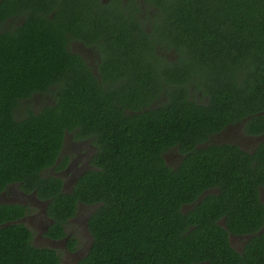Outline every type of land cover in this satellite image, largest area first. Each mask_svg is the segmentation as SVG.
<instances>
[{"label": "trees", "instance_id": "1", "mask_svg": "<svg viewBox=\"0 0 264 264\" xmlns=\"http://www.w3.org/2000/svg\"><path fill=\"white\" fill-rule=\"evenodd\" d=\"M29 1L25 23L0 31V190L17 182L50 197L52 237L65 235L63 224L78 203L98 204L87 220L91 244L75 264H264V207L258 199L264 140L252 153L209 140L228 122L245 118L247 132L264 131V0L111 2L137 10L148 5L153 13L150 30L133 32L128 21L121 28L116 22L123 42L115 51L167 47L176 55L167 71L166 101L153 111L141 110L144 88L120 91L124 100L117 107L111 92L91 87L87 77L64 78L54 104L40 108L39 93L71 63L58 41L67 31L73 35L71 10L93 4L99 14L107 5ZM7 2L0 0V18ZM97 16L103 17L100 25L113 21ZM155 93H162L160 85ZM203 98L206 104L197 100ZM66 131L99 139V169L80 175L71 192L41 175L56 162ZM169 150L183 156L176 169L162 156ZM209 187L219 192L204 195ZM195 201L188 210L182 207ZM20 215L19 205L0 204V264H64L55 249L33 245L24 224H7ZM222 216L225 226L217 222ZM229 234L252 235L237 251ZM75 241L71 237L69 247Z\"/></svg>", "mask_w": 264, "mask_h": 264}, {"label": "flooded vegetation", "instance_id": "2", "mask_svg": "<svg viewBox=\"0 0 264 264\" xmlns=\"http://www.w3.org/2000/svg\"><path fill=\"white\" fill-rule=\"evenodd\" d=\"M115 1L100 0L107 7H100L99 14H96L98 11L93 4H82L75 7L73 11L71 10L72 21L70 23L73 28V35L67 31L65 37L58 40L61 43V48L65 49L66 53L72 55L71 63L66 74L60 75L58 82H52L43 92L39 93L40 108L47 104H54V93L68 82V79H64L66 77L69 78V81H73L79 77H87L91 83V87L95 86V88H100L104 92L110 91L112 94V105L117 107L121 106L120 102L124 100V98L121 99L123 93H120V91H135L142 88H144V91L148 95L146 96V102L141 104L142 111L149 109L151 111L157 110L166 101L167 97L164 94V88L169 82L167 81V71L170 67H173L176 59V55L173 52L169 53L163 49L161 52L144 53L141 51V48L140 51H131L129 53L115 51L116 46L120 45L123 39L116 34L119 31H115L114 26L118 23L119 28H121L122 24H125L123 21H128V24L133 27V32H137L138 28H147V30H150L153 17V13L151 12L152 7L148 5L144 7L137 5V10L131 5L127 6L123 4L117 6V4H111V2ZM7 3L8 10L6 16L0 18V31H15L25 23L26 16L30 12V7L28 6L27 8L26 3H30V1L21 0L20 3L19 0H8ZM150 8L151 11H149ZM53 13L51 11L49 16H53ZM97 15H103L104 18L109 17L113 21L107 23L110 26H105L104 23L100 25L99 22L102 21L103 17H98ZM61 16L65 17L63 14ZM109 27H114V29L109 31ZM158 85L162 87V93L156 95L155 92L158 89ZM197 100L203 104L207 103V98ZM123 112L132 113L131 110L127 111L126 109H123ZM245 120L246 118L241 121L228 122L221 131L214 134L209 140L219 143H222L220 140L231 141L242 150L252 153L257 149L259 143L264 140V131L261 133L247 132ZM98 140L97 135L94 134H90L87 137H80L72 132L66 131L56 162L44 168L41 171V175L43 177H52L60 180L61 190L63 192H71L80 175L86 171L99 169L96 164V155L99 151ZM162 156L166 165L171 169L178 168L183 157L181 154L171 150L164 152ZM218 192V188L209 187L206 188L204 195ZM49 199L50 197L39 196L36 193V189L31 191L22 189L20 183L17 182L8 183L0 190V204H17L22 210V215L9 223L16 222L24 224L31 231L33 245L55 249L62 263L75 264L87 253L91 244L92 236L87 228V220L91 211L98 204L88 206L78 203L75 213L63 224L65 235L52 237L47 234L49 226L54 222V219L47 214ZM258 199L264 207V189L261 187H258ZM196 201L182 207L188 210L194 206ZM82 207L86 208V214L80 220L77 215ZM224 220L225 216H222L217 222L225 226ZM72 221L77 222L78 225L81 224V221L83 223V237H86L85 232L87 234L86 240L82 244L84 245L83 247L82 245L79 247L81 239L74 234V229L69 228L68 223ZM263 229L264 218L263 225L259 231ZM251 235L229 234L230 244L237 251H240L245 241ZM71 237L75 238L76 241L69 247L68 241ZM236 240L240 241V245L236 243ZM194 264L207 263L199 262Z\"/></svg>", "mask_w": 264, "mask_h": 264}, {"label": "rangeland", "instance_id": "3", "mask_svg": "<svg viewBox=\"0 0 264 264\" xmlns=\"http://www.w3.org/2000/svg\"><path fill=\"white\" fill-rule=\"evenodd\" d=\"M161 50V49H160ZM167 52L171 53L172 52V48H167L165 49ZM38 99V98H37ZM39 100V99H38ZM34 104V103H33ZM39 104L36 103V106H38ZM16 116L18 117L19 116V113L16 114ZM216 142V141H215ZM220 142H226V143H233L231 141H227V140H220ZM86 208L82 207L81 210H79V214L77 215V217L79 216L80 220H82V218L85 217V214H86V211H85ZM69 228H72L74 229V234L79 238L81 239L80 240V244H79V247H81V245L84 243V240H86V237H87V234L85 232V235L86 237H83V234H82V229H84V226H83V223L81 221V224L78 225L77 222L75 221H72V222H69ZM89 239V238H88ZM236 243L238 245H240V241L239 240H236ZM35 246H38L40 247V245H35ZM84 245H82L83 247ZM56 248V247H55Z\"/></svg>", "mask_w": 264, "mask_h": 264}, {"label": "water", "instance_id": "4", "mask_svg": "<svg viewBox=\"0 0 264 264\" xmlns=\"http://www.w3.org/2000/svg\"><path fill=\"white\" fill-rule=\"evenodd\" d=\"M9 222H7V224H8Z\"/></svg>", "mask_w": 264, "mask_h": 264}]
</instances>
